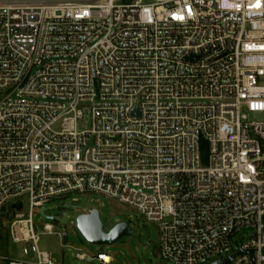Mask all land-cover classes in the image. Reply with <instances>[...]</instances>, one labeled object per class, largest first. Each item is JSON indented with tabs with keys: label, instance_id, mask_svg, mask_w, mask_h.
<instances>
[{
	"label": "built area",
	"instance_id": "obj_1",
	"mask_svg": "<svg viewBox=\"0 0 264 264\" xmlns=\"http://www.w3.org/2000/svg\"><path fill=\"white\" fill-rule=\"evenodd\" d=\"M246 112L264 113V0H0V211L21 207L22 249L0 264H58L35 217L69 224L46 205L77 193L156 223L163 264H264V121Z\"/></svg>",
	"mask_w": 264,
	"mask_h": 264
},
{
	"label": "rangeland",
	"instance_id": "obj_2",
	"mask_svg": "<svg viewBox=\"0 0 264 264\" xmlns=\"http://www.w3.org/2000/svg\"><path fill=\"white\" fill-rule=\"evenodd\" d=\"M249 121H264V113H249ZM87 128V125H80V130ZM202 159L205 165L208 156V147H202ZM81 209H97L100 212L101 222L104 225V232H109L117 223L126 222L130 224L132 236L124 237L114 245H94L88 241L77 225L76 218L81 215L82 210L75 211L73 207L64 208L65 205L73 206V201ZM47 216L56 217L68 213L70 216L69 224H62L50 218H42L40 214L35 217L39 225V232L43 231L44 225H51V233L39 234V247L42 251L53 253V258L58 264H98L97 261H81L77 259L78 253H86L88 256L104 253L114 259L113 264H163L157 258L159 226L149 222L139 216L133 209L118 204L113 200L94 194H74L67 199H55L46 205ZM6 211H0V255L16 257L22 251L21 248L11 241L4 239L5 230H8L9 221L4 215ZM69 242L62 247L58 232H66ZM250 231L243 230L238 234V242L244 241L250 235ZM7 235V234H6ZM140 237V241L137 239Z\"/></svg>",
	"mask_w": 264,
	"mask_h": 264
},
{
	"label": "water",
	"instance_id": "obj_3",
	"mask_svg": "<svg viewBox=\"0 0 264 264\" xmlns=\"http://www.w3.org/2000/svg\"><path fill=\"white\" fill-rule=\"evenodd\" d=\"M68 207V206H67ZM62 224H67V214L64 218H55ZM77 225L83 235L92 244L96 245H114L121 241L124 237L132 236V230L129 223H117L109 232H104V225L101 222L100 212L93 209L90 213L81 214L77 217ZM67 233H65V241H67ZM140 241V237H137ZM230 260L227 261L229 264Z\"/></svg>",
	"mask_w": 264,
	"mask_h": 264
},
{
	"label": "trees",
	"instance_id": "obj_4",
	"mask_svg": "<svg viewBox=\"0 0 264 264\" xmlns=\"http://www.w3.org/2000/svg\"><path fill=\"white\" fill-rule=\"evenodd\" d=\"M20 209H21L20 206L10 205L7 208H4L2 211L3 212L6 211L4 213V215L8 218V221H10L13 218L14 214L16 213V211L20 210ZM0 232H1V225H0ZM5 232H6V230H5ZM4 239H7L6 233H5Z\"/></svg>",
	"mask_w": 264,
	"mask_h": 264
}]
</instances>
